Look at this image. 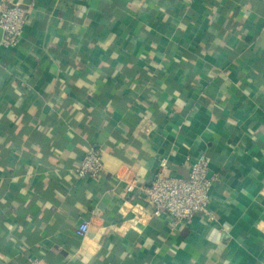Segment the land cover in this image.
<instances>
[{
	"label": "crops",
	"instance_id": "obj_1",
	"mask_svg": "<svg viewBox=\"0 0 264 264\" xmlns=\"http://www.w3.org/2000/svg\"><path fill=\"white\" fill-rule=\"evenodd\" d=\"M2 3L33 13L0 45V264H264V0ZM202 153L215 218L153 216Z\"/></svg>",
	"mask_w": 264,
	"mask_h": 264
},
{
	"label": "built area",
	"instance_id": "obj_2",
	"mask_svg": "<svg viewBox=\"0 0 264 264\" xmlns=\"http://www.w3.org/2000/svg\"><path fill=\"white\" fill-rule=\"evenodd\" d=\"M33 10L21 4H5L0 7V45L17 46L24 37ZM104 169V161L100 147L92 145L88 148L74 170L79 177H98ZM216 175H210V160L202 153L193 161L189 175L180 177L173 173L169 162L162 159L152 182L144 189L152 207L153 216L168 215L171 224L176 226L189 224L195 214L202 212L211 219L215 216L209 210L210 192ZM132 189V186L130 187ZM91 220L84 219L77 228L80 237L89 234ZM28 264H43L36 256L29 257Z\"/></svg>",
	"mask_w": 264,
	"mask_h": 264
}]
</instances>
